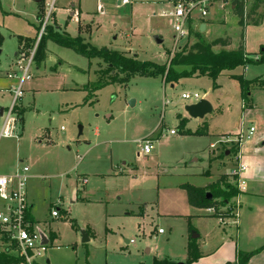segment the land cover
<instances>
[{"label":"rangeland","instance_id":"obj_1","mask_svg":"<svg viewBox=\"0 0 264 264\" xmlns=\"http://www.w3.org/2000/svg\"><path fill=\"white\" fill-rule=\"evenodd\" d=\"M122 1L46 0L41 5L33 0H0V108L12 106L9 89L15 82L5 75L14 68L16 55L37 43L49 17L39 61L32 69L34 79L24 85L18 103L24 128L17 139H0V175L22 161L34 177L29 186L34 214L45 220L39 228L51 242L41 264L46 259L51 264L187 263L189 236L213 235L224 227L217 226L216 216L202 215L205 209L191 207L179 186L212 183L203 175L207 171L214 177L229 173L225 151L236 155L240 145L236 138H230V143L223 138L213 150L209 146L218 138L215 135L238 119L235 113L222 117L218 99L224 102V110L229 100L239 99V89L223 77L216 82L222 86L218 92L212 79L194 75L191 67L172 64L178 52L197 41L207 44L230 36L234 45L238 43L240 30L229 12L230 0L223 9L218 1L211 3L202 20L194 13L187 24L189 35L175 53L176 34L169 20L159 15L168 0L120 5ZM81 2L83 13L79 14ZM255 2L248 0L246 9ZM40 5L47 7L39 13L38 20H42L38 23ZM202 25H208L203 33ZM65 32L97 50L138 56L140 62L165 67V74L135 77L125 85L113 82L114 74L107 72L101 59L88 60L51 41L55 35L65 37ZM156 38L163 43L157 45ZM44 56L51 57L41 61ZM59 58L66 64L59 65ZM168 76L175 83L170 84ZM183 94H199L213 105L214 111L205 119L212 137H183L181 122L187 124V120L181 116L191 122L188 129L202 126L186 113V107L196 102L182 100ZM2 128L0 118V133ZM171 130L175 136L169 134ZM146 138L154 141V150L149 156H139L140 143ZM77 191L80 195L76 196ZM230 207L234 209L236 203L232 201ZM54 210L60 211L59 219L52 217ZM234 211L225 212L224 219L234 218ZM159 230H164L163 235ZM83 231L90 239L87 244L82 241Z\"/></svg>","mask_w":264,"mask_h":264},{"label":"crops","instance_id":"obj_2","mask_svg":"<svg viewBox=\"0 0 264 264\" xmlns=\"http://www.w3.org/2000/svg\"><path fill=\"white\" fill-rule=\"evenodd\" d=\"M256 1H260V2L262 1L263 2V4L261 5V8L258 10V14L261 16L262 19H261L259 25H256V26L250 25V26H247L245 28V37H244V44L243 45H244L245 50H246V54H247L246 56L248 58L254 59L255 61H257V63L252 64V65H248V66H246V68H239L233 72L225 73L217 79L216 82L220 81L221 78L225 77V79L228 82L229 81L233 82V83H235V86L238 87L239 93H237V96L239 99L229 100L226 104V109H224V110L222 109V106H224L223 105L224 102L220 101V99H218L219 102L221 103V104H219L221 106L219 107L218 110L221 111L222 117H225V115H230V114L233 115L235 113L236 117H238V119L234 124H232L230 126V129H227L228 131L226 130L220 134L215 135L218 138H216V140L213 143H211L209 147L211 150L215 149V147L218 146L220 141H222V139L226 138V137L229 139L230 138H236L237 139V136L239 135V133L243 132L244 134H247V132H249L250 128H255V131H254V133L250 139H247L246 141L242 142L239 145L236 155L231 150H230L231 152L225 151V158H228V160H229L228 165H227L228 168L230 169L229 173L218 174V175H216V177H214L213 175L210 174L209 171H207L203 175L208 176L209 177L208 179H212V180H209V181H212V183L209 182L206 186H197V187H201V188L210 186V185L214 184L215 182H217L222 176H228L229 177L228 183L231 185L235 181L236 175H234V173L238 169V167H237L238 164L241 162L245 165V168H246V170L242 173V181H244V183H245L244 186H245L246 191H244L243 193H241L237 197L238 203H240L239 211H238L239 216L237 218V221L234 220L233 218L232 219L226 218V219L221 220V221L219 219H216L218 221L216 223L217 226H219V227L224 226V227H222V230H220V229L216 230L213 233V235L207 234L204 237L202 236V234L198 235V239L200 241L198 239L197 240H198V244L200 246V250L203 254V258L199 259V261L194 263V264H227V263H233L234 261H236V259L238 257L237 254L239 252H244V253L250 254V252H255V251H260V252L257 253L256 255L252 256L250 259V262L248 264H264V30H262V28L264 26V0H256ZM43 2L45 3L46 0H44ZM47 5L46 6L40 5V10L37 13V20L39 19L38 18L39 13H41L42 10H46ZM167 5H169V0L167 1L166 7L163 8L160 11V13L167 8ZM75 8L76 7L73 6L74 12L76 11ZM81 8H82V2L79 5V9H78L79 14L83 13ZM74 12L72 11V14H71L72 19L74 18L73 16L75 15ZM229 12L232 13L231 8H230ZM43 17H44V15H43ZM40 20H42V19H40ZM40 20H38V23L40 22ZM236 20H237V25H238L239 20L237 17H236ZM208 22H213V21L209 20ZM223 23L225 24V21ZM54 24H56L57 27L60 29V26H59L57 20L55 21ZM86 26L89 27L90 25L88 26V24H86ZM207 28H208V25L206 26V29ZM238 28L240 30V38H239V41L236 45H234L233 39L230 36H225L222 38L225 39V38L229 37L231 39V44L227 48L215 47L214 51H216L217 49L219 51L221 50V51H227V52L238 50L239 49L238 46H239V43L241 41V36H242V30L239 27V25H238ZM66 34L67 33L65 32L64 35H66ZM217 39H219V38H217ZM214 40H216V39H213L211 41H214ZM19 46H21V44ZM251 51H254V52H251ZM16 57H17V55H16ZM50 57H47L46 61L49 60ZM134 57L137 58L138 56H134ZM58 60L60 62L59 65L66 64V61H64L62 58H59ZM260 60H262V61L260 62ZM38 68H40V67H38ZM76 69L79 70L80 68L76 67ZM81 70L85 71L84 69H81ZM81 70H79V71L83 73V71H81ZM83 74H85V73H83ZM234 76H242L245 79V81L247 80V81L254 82L251 86L250 92L247 95V99H248L247 102L242 98L241 85L239 82H237L236 80L233 79ZM33 79H34V72H33L32 80ZM32 80H30V81H32ZM30 81H28V82H30ZM255 81H257L259 83H255ZM13 86H14V84L11 85V87L9 89L12 96H13ZM34 88L35 87H32L31 89H34ZM172 88H174V86ZM221 90H222V86L218 85L217 91L221 92ZM220 95H222V94H220ZM8 108L9 107L0 108V110L4 111L3 115L8 110ZM20 109H22V108L20 107ZM213 111H214V107H213ZM20 112H21V110H20ZM3 115H0L2 122H3ZM178 117L180 118V116H178ZM181 117H183L184 119L187 120L186 127L187 126L189 127L191 122H189V120L187 118H185V116H181ZM205 119H203V120L198 119L202 122L201 123L202 126H204V127L207 126V132H206L205 136H201L200 138L212 137L209 134L210 133L209 124L205 122ZM181 120H183V119H181ZM23 122H24V120H23ZM3 124H4V122H3ZM24 125H25V122L22 126V129L24 128ZM200 126L201 125L199 124L197 129H195V130L188 129V127H187V130L184 129V131H190L192 133H195L196 130H198L199 128H202V126L201 127ZM175 135H172V136H175ZM160 137L161 136H159L158 139H160ZM183 137L192 138L195 136H188V135H184V133H183ZM196 137H199V136H196ZM215 154H216V152H214V155H213L214 157H215ZM139 156H143V155L139 154ZM214 159L215 158H213V160ZM213 160H210V162H212ZM20 162H22V161H20ZM19 163L16 164L5 175H0V176H6V175L11 174L19 166ZM236 177H237V179H236V181H237L239 177L238 176H236ZM33 178L34 177L32 175H30L29 185H28L29 204H30V208L32 211L31 219L35 222L36 225H38V227H40V225L42 223H45V220L40 221L37 218V216L34 214L35 208H34V204H33V201H34L33 200V192L29 188L30 182L32 181ZM184 184H187V183H184ZM184 184H180L179 187H181V185H184ZM193 187H195V186H193ZM181 189H182V187H181ZM185 193H186V191H185ZM78 194L80 195V191L76 192V196ZM82 196L83 195L81 194V198H82ZM186 196H187V193H186ZM232 201H234V198L232 199ZM78 202L79 201H76V203H78ZM80 202H83V201H80ZM231 202H230V204H231ZM76 203H75V205H76ZM187 203H188V197H187ZM226 206H228V205H226ZM226 206L222 207V208H227ZM201 210H204V209H201ZM128 215H130V214H128ZM202 215L211 216V215L207 214V212L202 214ZM160 235H163V234H160ZM189 238H190V236L188 237L187 248H188V244H189V240H190ZM85 244H87V243H85ZM187 255H188V253H187ZM47 260H49V259H47ZM50 264H51V261H50Z\"/></svg>","mask_w":264,"mask_h":264},{"label":"built area","instance_id":"obj_3","mask_svg":"<svg viewBox=\"0 0 264 264\" xmlns=\"http://www.w3.org/2000/svg\"><path fill=\"white\" fill-rule=\"evenodd\" d=\"M218 1V2H217ZM228 0H173L169 2L168 7L162 11L159 15L169 20L173 32L176 36L174 37V53L180 49L179 42L189 35L187 24L193 21L194 13L200 14L198 18L202 20L211 7V3H221V9L224 8L223 4H226ZM245 3L248 0H242ZM139 0H123L120 5H133L138 3ZM231 2V0H230ZM216 3V4H217ZM247 8V7H246ZM247 10V9H246ZM50 16V14H49ZM52 16V15H51ZM46 19V18H45ZM49 17L44 21L43 28L40 32L38 41L31 50L21 51L17 54L14 68L9 71L6 76L9 80L14 81L13 86V100L11 107L3 115V128L0 133V139L6 138H19V133L22 129L20 106L18 103L22 101L24 96V85L32 80L33 78V67L36 62V55L38 45L43 37L46 26L48 25ZM182 100L192 101L198 103L201 101L199 94L190 95L183 94ZM255 131V128H250L247 134L243 132L237 136V142H242L250 139ZM170 135H175L176 132L169 131ZM231 140L227 141L230 143ZM140 155L149 156L154 150V141L152 139H144L142 143ZM238 169L234 175L238 176L236 186L239 189V195L246 191L245 183L242 181V173L246 170L243 163L238 164ZM30 168L20 162L19 166L11 174L6 176H0V253L7 257H13L23 261L25 264H41L46 258V253L50 247V238L41 230L38 225L31 219V208L29 204V179H30ZM87 180L83 181L86 184ZM236 207L231 209L228 208H209L206 209L207 214L217 217V219L224 220V213L227 211L235 210L234 220L237 221L239 216L238 198H234ZM54 219H59L60 211L54 210L52 212ZM230 218V217H228ZM164 230H159V234H163ZM47 261V260H46ZM43 264H46L43 262Z\"/></svg>","mask_w":264,"mask_h":264},{"label":"trees","instance_id":"obj_4","mask_svg":"<svg viewBox=\"0 0 264 264\" xmlns=\"http://www.w3.org/2000/svg\"><path fill=\"white\" fill-rule=\"evenodd\" d=\"M44 1V0H43ZM44 2L41 3V5ZM263 2L256 1L252 4L249 10H246V3L242 0H231L230 8L232 13L238 18V25L242 30L241 41L236 51H223L221 53H216L214 51L215 47L227 48L231 44V39L228 38H219L211 43H202L197 41L190 48L178 52L173 59V66H186L193 69L192 73L196 76L207 77L210 80L212 79L215 83V88H217V79L229 72H233L239 68H246L248 65L257 63L254 59L248 58L246 55V50L244 47V37H245V28L250 25H259L261 21V16L258 14V10L261 8ZM48 36V35H47ZM43 37L40 41L37 49V55L35 62L39 61L41 43H43ZM51 41L57 44L60 47L69 49L76 52L78 55L90 59H101L103 63L108 68V73L114 74V77L111 79L113 82H119L122 85L130 82L131 79L135 77L149 76V77H160V75L165 74V67L156 66L151 62H140L137 58H128L125 54L119 52L110 51V50H97L94 47H89L85 44L82 38H71L68 34L65 37L55 35L51 38ZM20 44L22 40L19 41ZM47 56H44L41 61H45ZM263 60V59H262ZM260 60V62L262 61ZM199 73V74H197ZM124 79H119V76H125ZM179 75V74H178ZM194 76H189L191 78ZM177 78H186L179 76ZM234 80L240 83L242 89V98L247 102V95L251 90V86L254 82L245 81L242 76H234ZM120 80V81H119ZM166 80L171 82L170 84L175 83L174 79H171L169 76L166 77ZM107 84V83H106ZM21 115V112H20ZM22 116V115H21ZM181 126L183 130L186 127V124L182 121ZM207 132V126L199 128L192 133L190 131H184V135L188 136H205ZM237 154V153H236ZM228 176H222L214 184L201 188L193 187L189 184L181 185L187 193L188 204L194 208L199 209H209L216 206L217 210L220 207H225L229 204L233 198L239 196V189L236 186V179L231 185L228 183ZM209 195L211 199H209ZM215 199H217L215 201ZM217 218V217H216ZM228 218V217H227ZM189 244L187 248V253L189 256L188 262L184 264H194L203 258V254L200 250V246L197 240L189 238ZM52 240V239H51ZM260 251L244 253L239 252L237 255L236 261L233 263L227 264H248L252 256L256 255ZM22 263L20 260L11 259L9 256L0 253V264H18ZM23 264V263H22ZM155 264H177V262H172L169 260L157 261Z\"/></svg>","mask_w":264,"mask_h":264},{"label":"water","instance_id":"obj_5","mask_svg":"<svg viewBox=\"0 0 264 264\" xmlns=\"http://www.w3.org/2000/svg\"><path fill=\"white\" fill-rule=\"evenodd\" d=\"M36 2V4H41L43 2V0H34ZM206 26L202 25L200 28V31L203 33L205 32ZM163 43V40L161 38H156V44L159 45ZM2 55L1 51H0V56ZM134 102L131 101V105H133ZM3 110H0V115H3ZM213 112V105H211V103H209L207 100H201L198 103H196L193 106H188L186 107V113L188 114L189 118L192 119H200L203 120L206 118V116L212 114ZM229 155V154H228ZM209 199H211V196L209 195ZM192 239L197 240L198 239V235H193ZM84 243H89V239L86 236V233L83 232V240ZM47 260V259H46ZM46 264H50V260L46 261ZM177 264H184L183 262H178Z\"/></svg>","mask_w":264,"mask_h":264}]
</instances>
